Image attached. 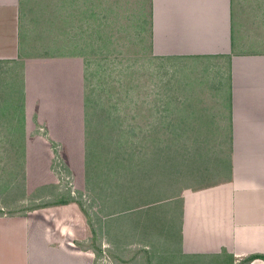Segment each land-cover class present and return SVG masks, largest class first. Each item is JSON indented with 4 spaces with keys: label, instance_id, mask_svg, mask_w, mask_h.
Segmentation results:
<instances>
[{
    "label": "crops",
    "instance_id": "obj_1",
    "mask_svg": "<svg viewBox=\"0 0 264 264\" xmlns=\"http://www.w3.org/2000/svg\"><path fill=\"white\" fill-rule=\"evenodd\" d=\"M20 1L0 0V69L11 75L1 78L0 98L16 89L9 106L17 104L26 134L31 115L48 127L58 112L76 113L80 129L83 57L27 52ZM262 2L147 0L126 25L144 35L152 59L148 79L139 78V143L152 146L151 168L133 208L141 217L163 201L174 207L176 250L187 264H264ZM82 225L69 201L0 211V264H95L89 248L74 244Z\"/></svg>",
    "mask_w": 264,
    "mask_h": 264
},
{
    "label": "rangeland",
    "instance_id": "obj_2",
    "mask_svg": "<svg viewBox=\"0 0 264 264\" xmlns=\"http://www.w3.org/2000/svg\"><path fill=\"white\" fill-rule=\"evenodd\" d=\"M146 10L147 0H21L19 41L27 52L83 57L81 128L76 113L58 112L48 127L31 115L26 134L17 104L9 106L16 89L0 98V211L72 199L83 224L73 229L74 244L89 248L95 264H187L176 250L174 207L163 201L152 208L156 215L139 217L132 206L151 168L152 146L139 143V78L148 79L152 59L144 35L126 25ZM6 69L0 82L11 79ZM87 149L94 152L85 156Z\"/></svg>",
    "mask_w": 264,
    "mask_h": 264
},
{
    "label": "trees",
    "instance_id": "obj_3",
    "mask_svg": "<svg viewBox=\"0 0 264 264\" xmlns=\"http://www.w3.org/2000/svg\"><path fill=\"white\" fill-rule=\"evenodd\" d=\"M98 142L99 141H97L96 142V144H98ZM100 145H102V143H99ZM88 150V151H87ZM86 151H85V156H88V155H90V153L92 154V152H94V150L92 151L91 150V152H90V150L89 149H87ZM102 150V149H101ZM70 200H72V199H70V198H68V197H60V198H58V199H55V200H52V201H49V202H45V203H43V204H40V205H36V206H42V205H48V204H56V203H65V202H68V201H70ZM136 203V202H135ZM136 204H134V202H133V205L132 206H135ZM36 206H33V207H36ZM132 206H130V208L132 207ZM256 255H254V254H250V255H248V256H246L245 258H244V261L245 262H248L250 259H252L253 257H255Z\"/></svg>",
    "mask_w": 264,
    "mask_h": 264
}]
</instances>
